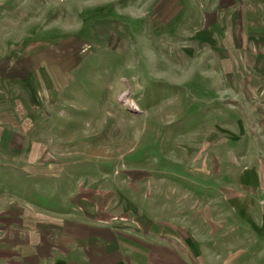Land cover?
<instances>
[{
    "label": "rangeland",
    "instance_id": "1",
    "mask_svg": "<svg viewBox=\"0 0 264 264\" xmlns=\"http://www.w3.org/2000/svg\"><path fill=\"white\" fill-rule=\"evenodd\" d=\"M262 2L0 0V264L155 205L228 206L214 191L264 163L239 129L264 100Z\"/></svg>",
    "mask_w": 264,
    "mask_h": 264
},
{
    "label": "crops",
    "instance_id": "2",
    "mask_svg": "<svg viewBox=\"0 0 264 264\" xmlns=\"http://www.w3.org/2000/svg\"><path fill=\"white\" fill-rule=\"evenodd\" d=\"M259 5L264 7V2ZM262 13L260 21L264 22V9ZM258 31L256 35L262 39L259 43L264 45V25ZM257 58L261 63H256L248 75L251 80H257L256 92L263 93L264 53ZM260 106L255 113V128L239 125L240 135L250 132L245 145L252 157L259 151L264 153V100ZM227 129L223 134L234 137L235 129ZM213 164L218 168L217 172L213 171L217 176L219 162L214 158ZM254 166L249 169L245 165L233 171L236 172L234 179L231 178L233 186L214 191L216 198L223 197L229 205L209 209L207 217L199 218L198 212L193 213L191 220L181 217L182 210L172 206L169 203L172 199L166 196L165 204L171 207L162 212L156 210V205L153 210L149 208L147 218L131 232L106 224L85 225L75 230L66 248L60 240L43 241L36 246L31 260L26 257L25 261L37 264H264V163Z\"/></svg>",
    "mask_w": 264,
    "mask_h": 264
}]
</instances>
